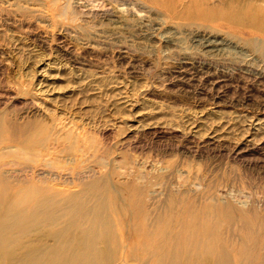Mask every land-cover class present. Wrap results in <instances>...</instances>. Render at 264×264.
<instances>
[{"label": "rangeland", "instance_id": "obj_1", "mask_svg": "<svg viewBox=\"0 0 264 264\" xmlns=\"http://www.w3.org/2000/svg\"><path fill=\"white\" fill-rule=\"evenodd\" d=\"M0 166L14 192L95 196L110 235L96 264H154L176 241L205 248L179 236L190 217L199 236L217 219L230 247L248 223L254 257L264 0H0ZM51 230L25 241L48 248Z\"/></svg>", "mask_w": 264, "mask_h": 264}, {"label": "bare ground", "instance_id": "obj_2", "mask_svg": "<svg viewBox=\"0 0 264 264\" xmlns=\"http://www.w3.org/2000/svg\"><path fill=\"white\" fill-rule=\"evenodd\" d=\"M213 48L222 49L220 44ZM1 168L2 166H0V185L2 186L0 188V264H96L99 249L108 242L110 235L103 209L101 210L99 206L94 208L93 199L95 196L89 197L86 192H81L83 194L81 198L65 196L62 192L52 194L48 191L44 194L34 185L22 187L23 189L18 188L14 192V189L11 190V186L8 185V180L3 175ZM37 195L41 198L36 199L35 196ZM225 208L231 212L228 216L230 218V222L227 221L229 222L228 226L232 225L233 227L235 223L233 220L234 212L237 209L234 204L226 201L222 209ZM225 211L223 210V212ZM242 214L248 216L247 213ZM150 217L154 216L151 215ZM136 219L140 224L143 221L139 217ZM188 220L191 222V227L189 229L183 228L179 236H183L185 232L184 237L188 240H195L198 245L201 244L205 248L193 247L194 249H191L188 244L180 246L176 241L173 247H180L176 250L177 252L168 257H160L162 252L159 250L158 260L154 264H188L189 260L204 258L214 260V264H264V241L262 237L257 242L259 248L254 249L257 255L250 259L246 258L247 251L244 245L250 239V228L248 223L243 220L240 221L239 233L237 232V235L232 236L234 242L237 240L238 243L237 245L233 243L234 245L231 247L228 245L230 237L227 236L225 239L221 235L220 222L217 219L212 220L206 217V221L210 220L214 222V225L218 223L216 225L218 227L215 226L208 230L207 227L203 226L202 229L205 232L201 236L197 235L194 229L198 220L193 217L188 218ZM148 221L153 224H160L161 218L156 217L148 220L146 217L143 225L146 224L147 226ZM46 227L53 229L49 234V239L54 242L52 246L44 249L33 244V242L25 241H28L34 230ZM101 251L103 254L105 248H102ZM149 253L147 251L148 255ZM139 261L140 264H148L144 260ZM177 261L178 263H176ZM101 262L107 264L104 259Z\"/></svg>", "mask_w": 264, "mask_h": 264}]
</instances>
